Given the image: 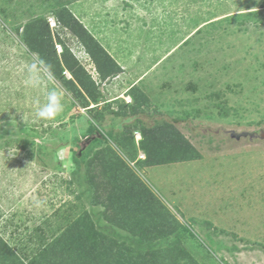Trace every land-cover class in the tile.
I'll return each instance as SVG.
<instances>
[{
	"label": "rangeland",
	"instance_id": "1",
	"mask_svg": "<svg viewBox=\"0 0 264 264\" xmlns=\"http://www.w3.org/2000/svg\"><path fill=\"white\" fill-rule=\"evenodd\" d=\"M61 6L116 77L98 79ZM36 16L98 84L99 121L11 33ZM53 90L63 110L37 118ZM163 123L199 157L144 166L142 130ZM82 212L97 264H264V0H0V238L27 263Z\"/></svg>",
	"mask_w": 264,
	"mask_h": 264
},
{
	"label": "trees",
	"instance_id": "2",
	"mask_svg": "<svg viewBox=\"0 0 264 264\" xmlns=\"http://www.w3.org/2000/svg\"><path fill=\"white\" fill-rule=\"evenodd\" d=\"M50 14L59 26L69 30L80 41L90 55L100 81L117 76L119 66L65 6L54 9ZM11 33L15 34L19 43L26 48L27 54L36 56L37 66L39 68L43 66L51 78L70 94L78 108L92 113L91 118L95 121L101 119V115L93 112L95 107L89 108L90 103L94 106L98 104V99L101 97L98 84L79 65L64 44H61L62 52L59 55L56 53L45 18L36 16L24 25L12 28ZM64 71L69 73L70 79L64 77ZM134 101L138 100L134 98ZM128 109L131 113L135 111L133 106H128ZM141 148L145 153L142 162L144 166L160 165L169 154L171 155L169 159L173 162L191 161L199 157L189 142L178 134L171 124L165 123L153 130H142ZM130 189L132 191L133 188ZM64 223L65 221L62 222ZM78 224L81 230H78ZM60 227L56 228L53 240L38 253H34L27 263H24L17 252L0 238V264H97V258L101 255L97 242L102 236L95 232L87 213L78 214L73 222ZM132 233L137 232L132 231ZM75 235L77 241L74 240ZM95 236L101 239L94 244L97 238ZM155 236L144 235L142 229L140 239H151ZM180 251L175 252L172 261L177 262L181 259Z\"/></svg>",
	"mask_w": 264,
	"mask_h": 264
},
{
	"label": "clouds",
	"instance_id": "3",
	"mask_svg": "<svg viewBox=\"0 0 264 264\" xmlns=\"http://www.w3.org/2000/svg\"><path fill=\"white\" fill-rule=\"evenodd\" d=\"M30 83L35 85L38 83V78L35 76L31 77ZM62 110V97L57 91L53 90L47 94L46 103L38 107L35 115L37 118L47 121L54 119Z\"/></svg>",
	"mask_w": 264,
	"mask_h": 264
},
{
	"label": "water",
	"instance_id": "4",
	"mask_svg": "<svg viewBox=\"0 0 264 264\" xmlns=\"http://www.w3.org/2000/svg\"><path fill=\"white\" fill-rule=\"evenodd\" d=\"M84 149V146L78 151L77 153V157H79L81 155V151Z\"/></svg>",
	"mask_w": 264,
	"mask_h": 264
}]
</instances>
